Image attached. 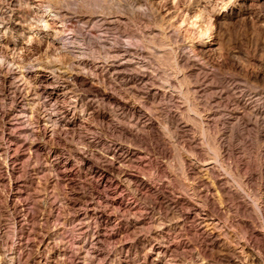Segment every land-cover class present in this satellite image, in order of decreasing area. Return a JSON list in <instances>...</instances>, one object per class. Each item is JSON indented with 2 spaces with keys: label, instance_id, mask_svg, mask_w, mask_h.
I'll use <instances>...</instances> for the list:
<instances>
[{
  "label": "rangeland",
  "instance_id": "rangeland-1",
  "mask_svg": "<svg viewBox=\"0 0 264 264\" xmlns=\"http://www.w3.org/2000/svg\"><path fill=\"white\" fill-rule=\"evenodd\" d=\"M223 1L0 0V264H264V0Z\"/></svg>",
  "mask_w": 264,
  "mask_h": 264
},
{
  "label": "bare ground",
  "instance_id": "bare-ground-1",
  "mask_svg": "<svg viewBox=\"0 0 264 264\" xmlns=\"http://www.w3.org/2000/svg\"><path fill=\"white\" fill-rule=\"evenodd\" d=\"M34 1H36V0H34ZM220 1V0H219ZM225 1V0H224ZM223 1V2H224ZM32 9V8H31ZM50 10V9H49ZM56 12V11H55ZM37 13V12H36ZM60 13H52L51 11L49 12V14H48V16H47V18H44L43 19V21H44V25H45V27L46 28H48V27H50L51 28V26H54L53 24H55V19L57 18V16L59 15ZM30 15V14H29ZM61 16V15H60ZM59 16V17H60ZM43 17V16H42ZM215 18L214 19H216V20H218L219 19V17H218V15H215L214 16ZM41 21H42V19H41ZM45 28V29H46ZM56 28V27H55ZM58 28V27H57ZM29 31V30H28ZM39 31V30H38ZM39 33V32H38ZM49 33V32H48ZM44 34V33H43ZM24 77V76H23ZM15 98V97H14ZM251 113H253L256 117H258L259 115H261L262 114V108H260V107H257V108H255V109H253L252 110V112ZM237 115V114H236ZM252 115V114H251ZM234 117V116H233ZM238 117V116H237ZM241 117H242V114H241ZM236 118V117H235ZM240 118V117H239ZM238 119V118H237ZM242 119H243V117H242ZM241 122V121H240ZM143 127V126H142ZM145 127V126H144ZM139 128V127H138ZM34 130H35V128H34ZM54 130V129H53ZM40 131V130H39ZM44 133L46 134L47 133V131H49L48 130V127L46 126V125H44ZM4 132V131H3ZM53 132V131H52ZM31 133V132H30ZM43 133V134H44ZM10 134V133H9ZM24 134V133H23ZM4 136H7L8 134H6L5 135V133L3 134ZM30 135V134H29ZM34 135V134H33ZM52 135V134H51ZM2 138V137H1ZM7 151V150H6ZM216 161V160H215ZM217 164L218 163H215L214 165H211V164H209V163H204L203 165H199V164H197V166L198 167H200V168H202V169H204V170H206L208 173H209V171L211 172V171H213L215 168H216V166H217ZM196 166V167H197ZM113 167H116V166H113ZM117 168V167H116ZM119 168V167H118ZM112 169H114V168H112ZM123 169V168H122ZM115 170V169H114ZM120 172V171H119ZM121 172H122V170H121ZM124 172H126V171H124ZM122 174V173H121ZM124 174V173H123ZM126 175V178L130 181V182H132V181H135L136 182V184H138L139 186H140V183L141 184H148L147 183V181L146 180H142V179H139V178H136V176L135 175H133V174H131V173H128V172H126L125 173ZM120 176V175H119ZM118 176V177H119ZM120 178V177H119ZM125 178V179H126ZM126 181V180H125ZM128 183V182H127ZM157 184V183H156ZM117 186V185H116ZM153 187V186H152ZM130 190V189H129ZM125 191V190H124ZM123 191V192H124ZM121 195H120V201H119V205H117L118 207H120L121 209H123L122 211H124V214H125V216L127 217V219H128V222L130 223L131 222V224L129 225L128 224V227H127V229H126V231H128L129 233H133L136 229H137V227L139 226V225H147V221H146V219L145 218H139V216L140 215H142V214H140L139 215V213L137 212H135L134 211V207H133V204H132V202H131V200H130V198L129 197H125V195H124V193H120ZM119 195V194H118ZM129 195V194H128ZM116 198V197H115ZM157 200H158V198H157ZM184 200H185V203H186V205H188V206H190L191 207V210H192V214L196 211V212H198V213H200L201 211H204V206H202V204L200 205V204H198L197 202H195V201H192V200H190V199H181V198H178L177 197V199L175 200V202L176 203H184ZM159 202V201H158ZM121 211V212H122ZM123 214V213H122ZM192 214H191V211L188 213V215H187V217H191L192 216ZM197 214V213H196ZM196 214H194L195 216H197ZM200 216V215H199ZM199 216H197V217H199ZM196 218V217H195ZM203 219H204V217H203ZM200 220H202V219H200ZM213 221V220H212ZM18 222V221H17ZM197 223V222H196ZM202 223H205V224H202ZM202 223H200L199 222V224H195L194 225V227H193V229L192 230H194L195 232H197V234L199 233V234H201L204 238L203 239H206V240H208V239H211L213 242H214V245L216 246V244L220 241V239H219V234H216L215 232H214V230H209V224H210V222H206V221H203ZM214 224V223H213ZM204 225V226H203ZM212 225V224H211ZM214 226V225H213ZM89 227V226H88ZM206 227V228H205ZM211 227V226H210ZM218 227V226H217ZM57 234V233H56ZM56 236V235H55ZM3 237V236H2ZM59 243V242H58ZM4 245H6V241L3 243ZM50 244V241L48 240V239H44L43 240V245H45V246H48ZM3 245V246H4ZM7 245H8V242H7ZM61 245V244H60ZM62 246V245H61ZM5 247V246H4ZM7 247V246H6ZM5 247V248H6ZM50 247V246H49ZM123 247H125V246H123ZM122 247V248H123ZM181 247H182V245H181ZM207 249H209V245H207ZM59 248V247H58ZM121 248V247H120ZM119 248V249H120ZM16 249V248H15ZM154 249H155V247L152 245L151 246V248H150V251L149 252H147L146 253V256H145V263L144 264H155V263H157L158 261H159V255H156L155 257H154V254H153V252H154ZM169 249H171V247H169V245L166 247V250L168 251ZM227 251H228V257H229V259H230V261H233V262H237V258H239V257H242V254H243V252H239L238 251V249L236 248V247H232V246H230V245H228L227 246ZM58 250H61V249H58ZM173 250V249H172ZM175 250V249H174ZM64 251H66V249H64ZM155 253V252H154ZM11 255H12V258H11V260H13V264H19V256H17V252L16 251H13L12 250V252L10 253ZM95 255V254H94ZM226 255V254H225ZM95 257H98L97 256V254H96V256ZM227 257V258H228ZM188 259V258H187ZM228 259V260H229ZM222 260V259H221ZM227 261V260H226ZM229 261V262H230ZM239 261V260H238ZM6 263V262H5ZM164 263V262H163Z\"/></svg>",
  "mask_w": 264,
  "mask_h": 264
}]
</instances>
